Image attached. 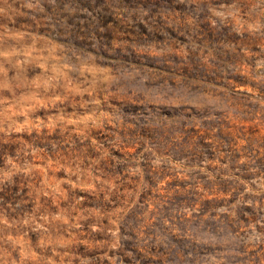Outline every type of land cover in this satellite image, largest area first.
<instances>
[{"label":"rangeland","instance_id":"1","mask_svg":"<svg viewBox=\"0 0 264 264\" xmlns=\"http://www.w3.org/2000/svg\"><path fill=\"white\" fill-rule=\"evenodd\" d=\"M0 264H264V0H0Z\"/></svg>","mask_w":264,"mask_h":264}]
</instances>
